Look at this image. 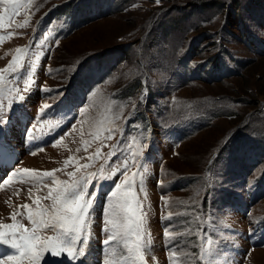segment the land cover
I'll return each instance as SVG.
<instances>
[{"label": "rangeland", "instance_id": "rangeland-1", "mask_svg": "<svg viewBox=\"0 0 264 264\" xmlns=\"http://www.w3.org/2000/svg\"><path fill=\"white\" fill-rule=\"evenodd\" d=\"M68 1L16 0L15 15L0 5V142L20 157L0 163V240L31 234L50 187L91 175L86 256L45 252L48 264H264V0H72L52 13ZM132 154L143 262L135 236L105 246L101 232L122 179L107 176ZM22 169L53 176L37 189ZM2 253L16 250L0 242Z\"/></svg>", "mask_w": 264, "mask_h": 264}, {"label": "snow or ice", "instance_id": "snow-or-ice-1", "mask_svg": "<svg viewBox=\"0 0 264 264\" xmlns=\"http://www.w3.org/2000/svg\"><path fill=\"white\" fill-rule=\"evenodd\" d=\"M156 2L159 3L160 0H156ZM0 5L4 6L5 13H8L9 8L12 15L19 12L20 6L16 3V0H0ZM3 20L4 17L0 16V22ZM9 20H11V17H9ZM27 23L28 21L25 20L24 24L26 25ZM23 26L18 25V27ZM29 89L30 86L25 85L24 91H29ZM20 99L23 100L24 97L21 96ZM48 107V105H44L41 108V112ZM106 138L110 140L113 135L109 133ZM53 146L55 147L56 144L54 143ZM32 154L35 153L33 152ZM109 155L112 154L110 153ZM135 155H131L134 161L132 165H129L128 157H125L122 171L116 161L112 162L117 164V167L107 178L112 179L119 172L122 179L113 185L114 190H110V195L106 198L109 203L103 219L105 227L101 228V232L106 234V238L103 240L105 246L109 245L111 241L120 235L135 236V251L139 260L143 262L145 254L151 251V246L146 245L143 249L141 247L142 232L147 214L141 211V202L132 191L137 174L133 173L131 177L128 175L130 168L135 166ZM146 170L145 168L144 171ZM21 171L28 174L26 182L37 189L42 186L48 187V185L43 184V178L53 176V172H43L41 176V174L36 172L30 173L28 169H22ZM69 175H74V173ZM21 179L23 180L24 177H21ZM91 179V175L87 177L80 176L78 179L73 180L72 183L65 182L62 187H50L47 194L40 197L39 200H50L51 204L47 207L39 206V210L35 215L29 213L27 217L32 224L31 234H28V229H23L18 240L9 241L6 238L0 240V242L8 245L11 249L16 250V254H8L5 260L0 261V264H21L24 259H27L30 264H41L42 260L44 264H48V260L44 259L45 252L50 253L49 259L57 257L64 252L72 260L85 257L86 249L90 247L89 230L86 228V224L90 223V210L93 209L96 199L94 192L91 194L88 192ZM0 183L6 184L8 181L5 180ZM52 184L58 185L59 182L53 179ZM142 184L143 179L141 178ZM29 194H32L31 188L29 189ZM166 204L167 202L165 201ZM22 207L28 208V205H23ZM117 209H119V212L116 211ZM171 215V212H169L168 217H165V219L170 218ZM15 216L16 214L14 213L12 216L13 220H15ZM107 225H111V228L107 227ZM16 227V224L4 225V228ZM20 227L23 228L22 225ZM45 230L50 231L52 234L41 237L38 233ZM13 235L15 234L13 233ZM168 235L169 233L166 230V238ZM40 240L45 241V243L37 249L35 242ZM125 247L127 248V243ZM128 251L131 252L132 249L129 248ZM168 251L173 258L177 256L175 245L170 247ZM100 264H123V261L117 262L110 258H102ZM170 264H174V260Z\"/></svg>", "mask_w": 264, "mask_h": 264}, {"label": "trees", "instance_id": "trees-1", "mask_svg": "<svg viewBox=\"0 0 264 264\" xmlns=\"http://www.w3.org/2000/svg\"><path fill=\"white\" fill-rule=\"evenodd\" d=\"M71 1H72V0H70L69 2L64 3L63 6H57L56 9H54V10L52 11V13H53L55 10L59 9V8H60V10H61L62 7H64L66 4L70 3ZM52 13H51V14H52ZM51 14H50V15H51ZM152 27H153V26L151 25V26H150V29L148 30V33H149L150 30H152ZM141 84H143V80H141ZM237 127H240V128H241L240 125L237 126ZM239 130H240V129H239ZM239 130H238V131H239ZM226 145H227V144H226ZM220 152H221V151H217V152H215L214 155L211 157L210 160H216V159H218V158H219L218 156H219ZM216 153H217V154H216ZM218 153H219V154H218ZM205 177H206V172H205Z\"/></svg>", "mask_w": 264, "mask_h": 264}, {"label": "bare ground", "instance_id": "bare-ground-1", "mask_svg": "<svg viewBox=\"0 0 264 264\" xmlns=\"http://www.w3.org/2000/svg\"><path fill=\"white\" fill-rule=\"evenodd\" d=\"M74 132V130L73 131H71V133H73ZM63 140H64V138H63ZM60 144V143H59ZM62 146V145H61ZM61 146H59V147H56L55 149H52V151H53V153L55 154H57L58 152H62V150H60L61 149ZM54 150H56V151H54ZM46 151V150H45ZM44 152V151H43ZM16 153L15 152H12V151H10V155H15ZM57 155H59V154H57ZM240 157V156H239ZM20 157H19V155L17 156V158H15V160H17V159H19ZM232 165V164H231ZM243 166V165H242ZM238 171V170H237ZM242 171V170H241ZM243 172V171H242ZM243 174V173H242ZM228 198V197H227ZM232 199V198H231ZM233 201H235V199L233 200ZM233 201L231 202V203H233ZM239 201V200H238Z\"/></svg>", "mask_w": 264, "mask_h": 264}]
</instances>
